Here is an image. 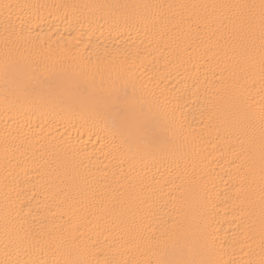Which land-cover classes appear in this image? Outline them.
Here are the masks:
<instances>
[{"label":"bare ground","instance_id":"1","mask_svg":"<svg viewBox=\"0 0 264 264\" xmlns=\"http://www.w3.org/2000/svg\"><path fill=\"white\" fill-rule=\"evenodd\" d=\"M229 4L259 0H0V264L264 261L259 28Z\"/></svg>","mask_w":264,"mask_h":264},{"label":"snow or ice","instance_id":"2","mask_svg":"<svg viewBox=\"0 0 264 264\" xmlns=\"http://www.w3.org/2000/svg\"><path fill=\"white\" fill-rule=\"evenodd\" d=\"M13 7L10 4L3 5L8 18L11 17ZM208 7L229 10L220 22L231 30V37L242 47L254 48L258 25L261 62L264 65V0H259V4H229ZM114 107L124 125L130 127L135 133H142L145 136L149 134L152 120L144 113L143 109L138 110L131 101L121 102L119 97H116ZM260 137L262 153H264V117L261 119ZM51 264H56V262H51ZM65 264H74V262H65ZM190 264H196V262L192 261ZM261 264H264V261Z\"/></svg>","mask_w":264,"mask_h":264}]
</instances>
